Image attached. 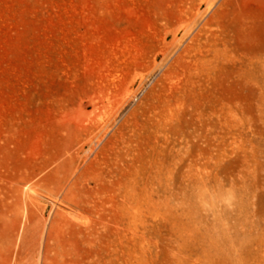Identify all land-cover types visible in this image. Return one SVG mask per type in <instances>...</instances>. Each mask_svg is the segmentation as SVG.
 <instances>
[{
  "label": "rangeland",
  "instance_id": "obj_1",
  "mask_svg": "<svg viewBox=\"0 0 264 264\" xmlns=\"http://www.w3.org/2000/svg\"><path fill=\"white\" fill-rule=\"evenodd\" d=\"M0 264H264V0H0Z\"/></svg>",
  "mask_w": 264,
  "mask_h": 264
}]
</instances>
